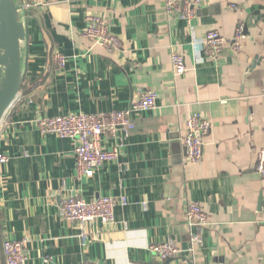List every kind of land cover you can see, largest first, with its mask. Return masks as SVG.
Returning a JSON list of instances; mask_svg holds the SVG:
<instances>
[{
	"label": "crops",
	"instance_id": "crops-1",
	"mask_svg": "<svg viewBox=\"0 0 264 264\" xmlns=\"http://www.w3.org/2000/svg\"><path fill=\"white\" fill-rule=\"evenodd\" d=\"M192 1L189 23L164 0H46L19 12L23 91L0 119V264L4 241L24 242L26 264H161L149 247L165 241L189 264H264V178L255 170L264 149V0ZM89 16L106 22L120 50L83 35ZM238 25L240 51L226 44L209 57L206 34L231 40ZM172 52L184 57L182 75ZM146 91L157 94L155 108L132 114L127 134L101 137L118 157L90 178L76 172L75 139L40 132L41 118L122 111ZM195 113L211 126L201 161L190 163L182 139ZM68 196L112 198L113 223L64 219ZM189 202L208 216L194 246Z\"/></svg>",
	"mask_w": 264,
	"mask_h": 264
},
{
	"label": "built area",
	"instance_id": "built-area-1",
	"mask_svg": "<svg viewBox=\"0 0 264 264\" xmlns=\"http://www.w3.org/2000/svg\"><path fill=\"white\" fill-rule=\"evenodd\" d=\"M166 11L175 14L178 18L189 21L195 16L198 1L192 0H164ZM46 0H25L19 12L32 11L46 6ZM234 6H232L233 8ZM83 35L101 46L107 53H114L121 49L119 40L110 33L106 22L98 16H89L86 19V28ZM243 27L238 25L231 40H227L217 31H209L204 39L205 52L209 57L216 56L220 50L230 44L234 52H239L243 40ZM174 75H182L186 71L184 57L172 52L170 55ZM58 69L65 65L63 57H55ZM157 94L153 91L140 93L132 100L125 110L108 114H67L53 118H41L38 126L43 134H54L60 138L76 140L74 160L78 176L92 177L105 163L115 161L118 157V148L111 151L101 148V137L114 134L122 130L125 134L134 129L131 117L134 113L152 110L156 106ZM211 122L201 114H191L186 120V134L182 144L187 150V161L197 163L203 157L204 139L208 135ZM7 162V157L0 153V166ZM255 170L264 178V149L257 152ZM122 205L125 199L120 200ZM115 201L110 197H102L92 201H85L79 196H68L60 206V214L64 219L76 223L78 226L100 222L104 225L113 223V208ZM262 209L264 210V194ZM185 222L194 229L190 243H201L200 232L208 225V216L196 202H189L185 211ZM80 241L84 246L86 236L81 233ZM150 252L158 258L161 264H189L180 259L177 247L170 241L157 243L149 247ZM2 253L5 264H26L27 255L24 242L4 241Z\"/></svg>",
	"mask_w": 264,
	"mask_h": 264
},
{
	"label": "water",
	"instance_id": "water-1",
	"mask_svg": "<svg viewBox=\"0 0 264 264\" xmlns=\"http://www.w3.org/2000/svg\"><path fill=\"white\" fill-rule=\"evenodd\" d=\"M20 9L14 0H0V119L20 91L22 81L19 44L24 38V26Z\"/></svg>",
	"mask_w": 264,
	"mask_h": 264
},
{
	"label": "trees",
	"instance_id": "trees-1",
	"mask_svg": "<svg viewBox=\"0 0 264 264\" xmlns=\"http://www.w3.org/2000/svg\"><path fill=\"white\" fill-rule=\"evenodd\" d=\"M22 87V86H21ZM20 91H23V88H20Z\"/></svg>",
	"mask_w": 264,
	"mask_h": 264
}]
</instances>
